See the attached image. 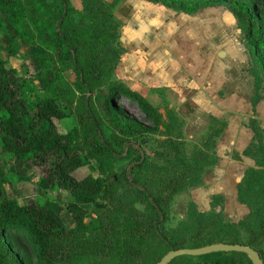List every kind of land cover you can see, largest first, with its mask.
<instances>
[{"label": "trees", "instance_id": "obj_1", "mask_svg": "<svg viewBox=\"0 0 264 264\" xmlns=\"http://www.w3.org/2000/svg\"><path fill=\"white\" fill-rule=\"evenodd\" d=\"M115 1L82 0L86 18L77 19V10L69 0H59V4L0 0V8L17 36L44 49L32 55L39 62V73H30L32 77L27 78L37 81L36 85L32 83V95L26 78L0 49V264H146L143 247L149 232H154L165 246L163 255L171 247L243 243L254 247L264 263V249L257 244L264 238V143L254 121L251 124L257 143L244 153L253 155L262 167L247 168L237 185L238 199L248 206V214L238 222L225 221L220 212L200 211L193 205L188 219L171 229L163 226L169 202L177 191L198 183L205 166L216 163L215 138L225 122L213 117L209 131L188 154L183 121L175 110L165 105L162 113L141 94L115 81L108 84L100 105L111 126L109 137L103 132L91 97L97 86L109 81L121 53L117 44L119 21L112 10ZM150 1L186 13L218 4L226 6L237 19L252 62L264 79V0H253L252 6L237 0ZM69 68L75 74L73 82L64 75ZM256 82L253 110L262 97ZM122 96L135 102L150 125L124 114L118 105ZM79 97L86 105L79 125L59 131L57 120L71 114L69 107ZM86 119L91 126L82 124ZM146 132L159 136L153 151L160 162L150 159L133 142ZM130 150L135 153L130 169L134 175L129 179L130 170L125 169L122 180L130 187L132 197L124 199L116 191L109 155L122 157L123 151L128 154ZM87 158L96 160L99 175L76 177L74 171L85 165ZM9 159L20 160L26 167L43 168L34 188L66 190L69 200L65 208L73 218V227L65 225L47 198L34 196L20 203L17 197L7 195ZM213 199L217 203L222 198L215 195ZM135 200L146 202L154 215L143 216ZM85 204H90L96 214L91 221H86L90 211ZM240 225L251 233L247 241L241 239ZM7 231L28 242L34 263L12 250ZM193 257L181 255L168 264H174L177 258L191 264ZM195 257V264H252L245 253L238 251H214Z\"/></svg>", "mask_w": 264, "mask_h": 264}, {"label": "crops", "instance_id": "obj_2", "mask_svg": "<svg viewBox=\"0 0 264 264\" xmlns=\"http://www.w3.org/2000/svg\"><path fill=\"white\" fill-rule=\"evenodd\" d=\"M48 1L59 4V0ZM69 2L77 11H82V0ZM117 2H114L113 7ZM124 2L128 15L136 11L143 18L140 23H119L117 44L122 49L112 72L113 79L141 94L160 111L163 109L165 112L167 105L186 115H182L183 119H189L191 115L194 117V113L203 115L206 112L207 116H203L207 128L213 117L225 122L223 131L215 138L216 163L207 168L201 185L180 194L190 198L200 211L209 210L213 206L231 218L233 215L246 216L249 208L239 201L237 185L247 168L262 167L253 155L244 153V150L253 148L257 143L252 121L263 133L264 143V95L253 110L251 98L255 89L252 76L246 69L248 59L245 44L236 38L237 31L241 32L238 23L225 20L224 13L221 17L213 15L214 10L208 19L198 23L192 16L199 12L186 13L150 0ZM177 12L180 14L178 19L175 17ZM182 21L186 23H180ZM1 27L4 30L0 31V49L3 52L7 49L9 55H5V58L9 61L18 60L19 47L24 45V40L17 36V31L5 17V11L0 8ZM232 28H235L233 32ZM181 30L186 31L185 34L181 35ZM215 34L225 40L217 43L213 39ZM122 37L127 42L136 43V50L123 55L124 45L120 42ZM185 46L186 51H183ZM43 50L41 47L36 52ZM30 61L33 62L32 72L39 73L37 58L31 56ZM190 136L195 138L194 134ZM10 161L19 160H9V176L12 172ZM15 177L18 178V175ZM215 195L222 198L217 203L213 201Z\"/></svg>", "mask_w": 264, "mask_h": 264}, {"label": "rangeland", "instance_id": "obj_3", "mask_svg": "<svg viewBox=\"0 0 264 264\" xmlns=\"http://www.w3.org/2000/svg\"><path fill=\"white\" fill-rule=\"evenodd\" d=\"M106 1L111 2V0H106ZM176 1L194 3L197 0H176ZM223 1H230V0H223ZM237 1L244 2L250 6H252V4H253V0H237ZM212 10H214L213 15L221 17L222 13H224L223 14L224 19L225 20L228 19L225 16V12L228 10V8L226 6H224L223 4H218L215 6H208L205 8H201V9L197 10V12H199V13L194 14L192 17L195 20L199 21L198 23H200L201 20H206L209 18V16L212 15L210 13ZM113 12H114V15L116 16L117 20L119 21V23H123V24H125V23H140L141 18H143L141 16V14L138 15V12H136V11L133 14L128 15L126 2H124V0H118V2L113 7ZM179 15H180L179 12H177V15L175 17L178 19ZM75 16L77 19L86 18L83 15V11H77ZM168 18L169 17H165V19H168ZM213 18L214 17H212L211 19H213ZM220 20H222V19L220 18ZM180 23H186V22L182 21ZM230 23H238V21H237V19L231 20ZM235 27H237V24ZM234 29L235 28H232L231 31L233 32ZM182 30H185L184 27H182ZM182 30H181V35L185 34V32H186V31H182ZM0 31H2V28H0ZM236 38L238 40H241V42L242 41L244 42L243 32L242 31L240 32V30H238ZM213 39L217 43H219V41L225 40V38H221V36H219V34H215L213 36ZM17 42L20 43L19 40H17ZM120 42L124 45V46L122 45L124 47L123 55H125L126 52H129V51L131 52L133 50H136V47H137L136 43L127 42L124 37H122ZM6 43H8V41H6ZM22 43L24 45H20V47H19L20 48L19 49L20 55H18L19 59L18 60L12 59V61H14V62H12L10 60L11 61L10 64L14 65L16 63L15 66L18 69L19 73L23 77L26 78L27 87H28L27 90L29 91V94L32 95L33 90H35V86H33L32 83H34V85H36L35 82H37V81H35L34 79H32V80L27 79V78H31L32 76L30 77V75H31L30 73H33L32 72L33 71V66H32L33 62L30 61V58L33 55L32 53L40 50L41 47L39 45H32V44L24 42V41H22ZM187 46H185V49L183 51H186ZM189 47L190 46H188L187 49H189ZM244 47H245V51H246L247 59H248V62H246V65H247L246 69L252 76V82L254 85V89H256L255 85L257 83L256 82V79H257L258 84H259L257 88L261 93H263L261 95H264V79H262V75L260 74V71L257 69V66L252 62L248 48L245 45H244ZM4 52H5V54H4ZM4 52L1 49V55L3 57H5V55L6 56L9 55L6 48H5ZM253 69H255V71ZM64 75L70 82H73L75 79L74 71L71 68L65 70ZM50 77H52L51 74H50ZM108 80H109L108 82L103 83V84H101L95 88V90L92 93L91 101H92L94 108H96V111L98 113V118L100 120L102 130L105 133V135H107L109 137L110 133H111V126H110L109 122L103 117L100 105H101L102 100L104 99V97L108 93V84L110 82H115V81H119V80L113 79L112 73H111L110 77L108 78ZM119 82H121V81H119ZM76 94L78 96L77 91H76ZM118 105H119L120 109L124 112V114L136 119L137 121L143 123L144 125H150L149 119H147L144 116V114L137 107L135 102H132L128 98L122 96L118 100ZM161 105H162V103H161ZM69 108L71 109V114L69 116L63 118V119L57 120V126H58L59 131L64 132V131L69 130L70 128H72L75 125H79L80 113L84 114L86 111V105L83 102V99H81L80 97ZM161 112L164 113V110L162 109ZM175 112H176L178 118L183 121L182 134H183V138L185 141V150H186V153L190 154L191 151L193 150V147L196 144H198L201 141V139L203 138V136H205V134L209 131V128H207V125H206V120L203 116V115L207 116V113L204 112L203 115L201 113H199L200 115L197 113H194L193 114L194 117H192V115H191L188 117L189 119H186V118L183 119V118H181L182 115L183 116H186V115L182 114L180 110L178 111L179 113L176 110H175ZM90 123L91 122L89 121V119H86L85 122H82V124H84V126H87V125L91 126ZM211 123H212V120L210 122L209 127L211 126ZM206 128H207L206 132L203 135H200L201 132L204 131ZM191 134H194L195 138H191V136H190ZM199 135L201 138L198 137ZM158 139H159L158 135L152 134L150 132H146V133H143L141 135H138L136 138V141H135V139H133V142L136 145H139V147L141 149H144L146 154L150 156V159L157 161V162H160L161 160L154 156V151H153V148L155 147V144L157 143ZM117 148L119 149V147H117ZM123 153H125V154L122 157L109 155L110 166H111V170L115 171V174H116V178H115L116 191L124 199H130L132 197L131 189L122 180V177H123L122 174H123V172H125L124 171L125 169H126V171L131 169V167L134 163L135 153L132 150H130L128 152V154H126V152H124V151H123ZM10 165H11L10 170L12 172L9 176V181L5 184L7 187L6 188L7 195L17 197V199L20 203L27 202L29 199L33 198L34 196L35 197L39 196L40 198H47L50 200L52 207L61 215V217L64 220L65 225L67 227H73L74 226L73 218L71 217L70 212L65 208V203L67 200H69V195L67 194L66 190H64V189H47V190H45V189L34 188V186H33L34 181L36 179H38V176H40L43 172L42 167H39V166H33L31 168L26 167L22 164V162L20 160H19V162L18 161H13V162L10 161ZM209 166H212V165H207L204 167L202 174H201L202 175L201 180L198 183L185 186L184 188L177 191L173 195V197H172L171 201L169 202L168 207L166 209L167 210L166 211V218H165V221L163 224L165 229H171L173 227H176L181 221L187 220L188 219V212H190L191 207L193 205L195 207H197V205L192 200H190V198H188L186 195H183V194L181 195L180 192L185 191L189 188L201 185L203 183V178H204L205 172ZM88 173H91L93 175H99V171L97 169V162L94 158H87L85 165H83L82 167H80L79 169L74 171L75 176L78 178H82L83 176H85ZM149 174H151V176H152V174H154V173L149 172ZM16 175H18V178L15 177ZM133 175H134L133 170H130V172L128 174L129 179L132 178ZM20 176H21V178H20ZM11 181H13V182H11ZM213 201H214V199H213ZM134 205L136 206V208L139 211H141V213H143V216L154 215L151 207L146 202H142L140 200H135ZM85 207L88 208L90 211L89 215H87V217H86V221H91L92 218L96 216V214L94 211H92V209H91L92 207L90 204H85ZM213 209L220 212L225 221H236V222H238L239 220H241L243 218L240 216L234 217V215H233V218H231V217H229V215L227 213L223 212V210H221V209L217 210L213 206L209 210H206L205 212H209ZM239 232H240L242 240L247 241L249 239L251 233H250V231L245 229V227L243 225L239 226ZM6 234H7L8 240L11 244L12 250L16 254H18L19 257L28 259L30 262L34 263L35 259L31 253L28 242L21 237L19 238L12 231H7ZM257 244H258L259 248L264 249V238H262L261 240L259 239V242ZM165 250H166L165 246L161 243L158 236L154 232H149L147 234L146 242H145V245L143 247L144 262L146 264L154 263L156 259L162 257ZM195 258H196L195 256L192 258L191 264H195L194 263ZM183 263L184 262L180 258H177L174 262V264H183ZM199 264H208V263L199 262Z\"/></svg>", "mask_w": 264, "mask_h": 264}, {"label": "water", "instance_id": "obj_4", "mask_svg": "<svg viewBox=\"0 0 264 264\" xmlns=\"http://www.w3.org/2000/svg\"><path fill=\"white\" fill-rule=\"evenodd\" d=\"M227 20H236L234 14L227 10ZM214 251H238L245 253L252 264H264L259 252L248 244L243 243H229V242H213L210 244L198 247H171L156 263L154 264H168L173 258L181 255H201Z\"/></svg>", "mask_w": 264, "mask_h": 264}]
</instances>
